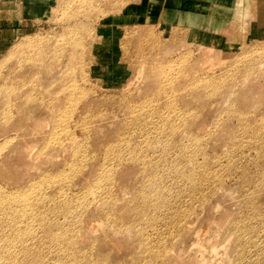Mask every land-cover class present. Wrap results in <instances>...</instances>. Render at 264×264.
Instances as JSON below:
<instances>
[{"label":"rangeland","instance_id":"374dc122","mask_svg":"<svg viewBox=\"0 0 264 264\" xmlns=\"http://www.w3.org/2000/svg\"><path fill=\"white\" fill-rule=\"evenodd\" d=\"M139 3L0 40V264H264V0L222 31Z\"/></svg>","mask_w":264,"mask_h":264},{"label":"crops","instance_id":"0c3cea01","mask_svg":"<svg viewBox=\"0 0 264 264\" xmlns=\"http://www.w3.org/2000/svg\"><path fill=\"white\" fill-rule=\"evenodd\" d=\"M54 0H0V40H10L28 23L44 16ZM240 0H140L139 14L167 27L189 29L235 28L229 14ZM230 19V20H229Z\"/></svg>","mask_w":264,"mask_h":264},{"label":"bare ground","instance_id":"6f19581e","mask_svg":"<svg viewBox=\"0 0 264 264\" xmlns=\"http://www.w3.org/2000/svg\"><path fill=\"white\" fill-rule=\"evenodd\" d=\"M24 47L26 48V47H29V46L26 45V46H24ZM22 50H23V49H22ZM67 245H69V247L66 249L67 253H70V252H71V253L68 254V255H69V256H70V255H75V254L77 255V253H78V249L76 248L75 244L69 242V244H67ZM79 253H81V252H79ZM79 253H78V254H79ZM77 256H78V255H77ZM77 256H76L73 260H77ZM81 256H82V255H81ZM78 259H80V258H78ZM81 259H82L81 261H84V260H83L84 258H81ZM95 260H96V259H95ZM78 261L80 262V260H77V262H78ZM91 261H92V260H91ZM70 262L72 263V260H71ZM70 262H69V263H70ZM81 263H82V262H81ZM93 263H94V261H93ZM73 264H74V263H73ZM75 264H77V263H75ZM94 264H95V263H94ZM96 264H97V263H96Z\"/></svg>","mask_w":264,"mask_h":264}]
</instances>
